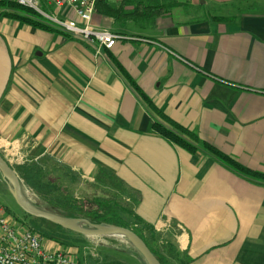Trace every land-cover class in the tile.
I'll return each instance as SVG.
<instances>
[{
    "label": "crops",
    "instance_id": "0c3cea01",
    "mask_svg": "<svg viewBox=\"0 0 264 264\" xmlns=\"http://www.w3.org/2000/svg\"><path fill=\"white\" fill-rule=\"evenodd\" d=\"M104 1L123 13L168 2ZM169 2L153 19L96 10L92 24L115 36L100 50L0 17V142L29 137L32 159L51 156L76 176L75 197L120 199L163 264H264V180L159 135L134 89L264 173V0Z\"/></svg>",
    "mask_w": 264,
    "mask_h": 264
},
{
    "label": "trees",
    "instance_id": "16d2710c",
    "mask_svg": "<svg viewBox=\"0 0 264 264\" xmlns=\"http://www.w3.org/2000/svg\"><path fill=\"white\" fill-rule=\"evenodd\" d=\"M173 5L174 4L170 3L169 0L167 3L161 4L143 5L139 3L135 5L130 12L123 13V9L120 7H112L107 3V1L97 0L96 10L102 11L101 7H104V11L102 12H104V14L107 16L114 17L116 19H153L168 12ZM0 17H10L33 26L48 28V25L38 17L34 10L18 4L15 0H0ZM134 89L142 102L150 109L152 114H154L155 120L153 123V129L159 135L190 152H194L197 148H201L212 156L218 158L234 171L257 181L264 180V173L255 171L242 165L232 156L223 153L208 141L198 137V135L181 126L180 124L175 123L170 118H168L163 113V111L158 109V107L153 104L152 101L143 92H141L137 86L134 85ZM15 171L26 187H28L32 192L36 193L41 200H44L48 203V206H46L44 209L65 217H84L92 223L114 224L126 227L132 229L143 239V237L139 234V231L132 228L122 218L118 216H111L109 211L106 210L102 198L86 200L75 197L70 189V186L67 187L65 182H74L76 180V176L72 174L68 168L58 163L50 156L46 155L16 165ZM50 176H53L55 180L53 181L50 179ZM29 217L30 222L26 224L33 231L40 234L43 238L52 240L53 242H56L60 245H65L70 249L74 248L73 246L84 245L83 240H81V238H83L82 235L74 233V236H76L75 238L77 239H71L68 235L62 233L67 232L66 229H63L60 226L43 219H34V217ZM43 223H48L53 227H43ZM143 241L148 246L144 239ZM70 253L72 256H75V254L73 255L72 252ZM152 253L156 256L153 251ZM156 258L160 264H163V262L157 256ZM79 263L84 264L80 261ZM93 264L123 263L118 260H104L100 262H96V260H94Z\"/></svg>",
    "mask_w": 264,
    "mask_h": 264
},
{
    "label": "built area",
    "instance_id": "2783aa9c",
    "mask_svg": "<svg viewBox=\"0 0 264 264\" xmlns=\"http://www.w3.org/2000/svg\"><path fill=\"white\" fill-rule=\"evenodd\" d=\"M36 12L46 24L71 36L80 37L100 49H110L115 36L91 23L97 0H15ZM29 137L3 140L2 151L15 164L34 160L30 157L34 142ZM27 149L25 152L22 149ZM5 159V158H4ZM7 161V160H6ZM8 162V161H7ZM9 163V162H8ZM10 165V164H9ZM0 264H80L79 260L62 248H46L43 237L27 224L18 223L5 214L0 203Z\"/></svg>",
    "mask_w": 264,
    "mask_h": 264
},
{
    "label": "rangeland",
    "instance_id": "374dc122",
    "mask_svg": "<svg viewBox=\"0 0 264 264\" xmlns=\"http://www.w3.org/2000/svg\"><path fill=\"white\" fill-rule=\"evenodd\" d=\"M26 150L27 149L25 148L22 149L23 152H25ZM0 154L5 158V160L9 162V164L14 169L16 165L21 164V163L15 164L16 161L13 159L11 161V157H9V155L6 154L5 151H2V146H0ZM49 178L52 179L53 181L55 180L53 176H50ZM65 184L67 185V187L70 186V184L72 185V183L69 182H65ZM22 189L26 193L28 199L32 204L42 209L48 206V203L46 201L41 200L36 193L32 192L23 183H22ZM98 195L99 196L96 197L82 195V196H78V198H82L86 200L102 198L103 204L105 205L106 210L109 211L111 216H118L128 223V221L125 220L127 214L125 213L122 214L119 210L118 206L120 204V199L108 198V197L103 198L100 197V194ZM0 203L5 207V214L9 219L17 220L18 223L26 224L30 222V217H29L30 215L27 216V214H25V212L17 205L11 193V187L1 173H0ZM34 219H38V218L34 217ZM129 219L131 220V217H129ZM43 227H53V226H51L48 223H43ZM62 233H65L71 239H74L76 237L74 236V232L68 230L67 232H62ZM81 240H83L84 245L73 246L74 248L72 249L67 248V246L65 245H60L46 238H43V245L46 248H62L68 252L70 251L73 253V255L75 254V256L78 258L80 262L84 264H93L94 260H96V262H100L104 260H118L123 264H146L142 256L137 252V250L129 242L125 240L112 236H108V237L83 236Z\"/></svg>",
    "mask_w": 264,
    "mask_h": 264
},
{
    "label": "water",
    "instance_id": "95a60500",
    "mask_svg": "<svg viewBox=\"0 0 264 264\" xmlns=\"http://www.w3.org/2000/svg\"><path fill=\"white\" fill-rule=\"evenodd\" d=\"M0 173L10 185L11 193L15 202L25 212V214L38 219L46 220L60 226L63 229L83 236L114 237L115 234L124 235L127 238L126 241L137 250L146 264H160L143 239L132 229L114 224L92 223L84 217H65L32 204L22 189L20 177L16 173L15 169L9 165L1 154Z\"/></svg>",
    "mask_w": 264,
    "mask_h": 264
},
{
    "label": "bare ground",
    "instance_id": "6f19581e",
    "mask_svg": "<svg viewBox=\"0 0 264 264\" xmlns=\"http://www.w3.org/2000/svg\"><path fill=\"white\" fill-rule=\"evenodd\" d=\"M114 237L119 238V239H122V240H125V241H126V239H127L126 236L121 235V234H115Z\"/></svg>",
    "mask_w": 264,
    "mask_h": 264
}]
</instances>
